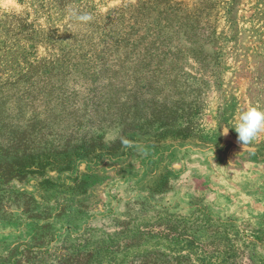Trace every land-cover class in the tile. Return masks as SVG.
Instances as JSON below:
<instances>
[{
    "label": "rangeland",
    "instance_id": "obj_1",
    "mask_svg": "<svg viewBox=\"0 0 264 264\" xmlns=\"http://www.w3.org/2000/svg\"><path fill=\"white\" fill-rule=\"evenodd\" d=\"M0 86L2 212L32 198L60 228L167 211L202 243L232 228L264 262V216H221L207 167L224 142L264 159V131L243 147L233 128L264 110V0H0ZM18 236L0 220V251Z\"/></svg>",
    "mask_w": 264,
    "mask_h": 264
},
{
    "label": "trees",
    "instance_id": "obj_2",
    "mask_svg": "<svg viewBox=\"0 0 264 264\" xmlns=\"http://www.w3.org/2000/svg\"><path fill=\"white\" fill-rule=\"evenodd\" d=\"M12 77H15L14 82L20 79L27 81L24 75ZM4 81L7 83L8 78ZM0 92L4 93V90ZM87 154L89 150L79 151L62 162L49 160L47 167L58 172L68 170L73 159ZM11 165L13 163L9 158L0 160V220L14 223L19 236L2 246L0 264L264 263L261 259H255L254 249L250 248L253 244L241 241L237 231L232 228L212 230L208 242L202 243L189 233V217L167 211H158L150 217L130 213L101 227L89 223L79 225L76 223L79 214H66L62 226L57 228L55 224L63 218L62 215H42L35 211V205L30 206L33 204L32 198H22L25 207L23 213L16 216L5 214L2 212L4 203L14 199L7 198L11 190L4 182L7 173L13 171ZM46 176L51 178L48 174ZM214 224L211 219L203 220V226ZM220 224L216 223L217 228Z\"/></svg>",
    "mask_w": 264,
    "mask_h": 264
},
{
    "label": "crops",
    "instance_id": "obj_3",
    "mask_svg": "<svg viewBox=\"0 0 264 264\" xmlns=\"http://www.w3.org/2000/svg\"><path fill=\"white\" fill-rule=\"evenodd\" d=\"M211 167L214 197L210 198L223 217L259 221L264 216V159L257 162L241 147L224 142ZM237 158V159H233Z\"/></svg>",
    "mask_w": 264,
    "mask_h": 264
},
{
    "label": "clouds",
    "instance_id": "obj_4",
    "mask_svg": "<svg viewBox=\"0 0 264 264\" xmlns=\"http://www.w3.org/2000/svg\"><path fill=\"white\" fill-rule=\"evenodd\" d=\"M83 20H87V16L81 17ZM238 139L245 147L249 145L261 132L264 131V110L256 107L249 106L241 110L237 123L233 126ZM228 128H224V133L227 134Z\"/></svg>",
    "mask_w": 264,
    "mask_h": 264
}]
</instances>
